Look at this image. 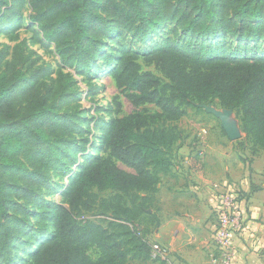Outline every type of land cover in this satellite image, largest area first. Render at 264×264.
<instances>
[{
	"label": "trees",
	"instance_id": "1",
	"mask_svg": "<svg viewBox=\"0 0 264 264\" xmlns=\"http://www.w3.org/2000/svg\"><path fill=\"white\" fill-rule=\"evenodd\" d=\"M25 5L29 23L53 45L64 68L88 76L99 58L114 62L116 89L127 92L134 107L153 105L157 112L94 122L99 145L87 150L89 139L77 138L86 110H63L73 97L72 77L52 93L43 91L37 84L50 69L23 43L16 45L0 70V264H146L147 236L158 226L147 211L183 140L172 124L187 109L200 112L216 103L234 113L255 151L264 149V55L249 58L241 50L201 44L223 34L244 46L264 42V0H0V31L20 24ZM169 24L187 42L154 43ZM122 33L149 47L108 56L104 42ZM114 105L119 113L120 104ZM156 120L162 126L153 127ZM58 167L70 176L60 201L44 203L50 171ZM94 210L110 218L108 227L84 218Z\"/></svg>",
	"mask_w": 264,
	"mask_h": 264
},
{
	"label": "crops",
	"instance_id": "2",
	"mask_svg": "<svg viewBox=\"0 0 264 264\" xmlns=\"http://www.w3.org/2000/svg\"><path fill=\"white\" fill-rule=\"evenodd\" d=\"M223 111L203 105L200 112L219 121L229 143L206 137V130L199 128L200 142L182 140L176 145L170 172L160 176L152 195L147 213L156 217L158 226L150 227L147 239L168 249L163 264H209L215 228L211 186L226 182L239 186L245 214L242 231L232 237L233 264H264V149L256 153L248 170L234 146L245 135L239 125L230 124ZM146 264L161 263L150 260Z\"/></svg>",
	"mask_w": 264,
	"mask_h": 264
},
{
	"label": "rangeland",
	"instance_id": "3",
	"mask_svg": "<svg viewBox=\"0 0 264 264\" xmlns=\"http://www.w3.org/2000/svg\"><path fill=\"white\" fill-rule=\"evenodd\" d=\"M29 14L30 10L27 5H25L21 10L19 17L20 24L11 25L0 31V52H2L3 55V58L0 61V70H4L6 64L12 60L14 47L23 43L22 46L25 51L34 52L39 57V64L50 69V74L43 77L37 84L43 91L47 90L50 93L54 92L69 74L72 78L68 80V85L73 97L69 103L65 105L63 110L67 112L86 110L87 122L83 124V133L77 135V138L80 142H85V138L89 139V143H87L85 147L87 150H92L91 143L94 144V148L99 145L98 139L101 133L99 129H93L94 122L97 121L98 125H103L113 118L123 117L133 112L146 111L150 114L157 112V109L153 105H144L137 108L134 107L125 97L127 92L116 89L114 80L111 77V72L114 70V62L111 63V61H104L102 58H99L88 76L85 73L80 75L76 74L72 69L64 68L60 63L53 45L47 44L42 39L37 28L29 23ZM159 40L187 42L186 40L184 41L183 36L175 29L173 24H169L163 28L157 34L153 42L157 43ZM104 43L108 50L106 53L108 56L118 49L131 52H141L149 47L147 44L140 45L136 43L127 33L118 34L111 40H106ZM198 44H200V42H198ZM201 44L222 47L227 53L234 50H241V52H245V55L249 58L264 55V42L257 41L254 43H248L244 46L235 38H230L225 34L220 35L212 41L201 42ZM142 70L150 71L164 81L162 76L153 68V66L147 67L142 64ZM114 102L120 104L119 113L115 112ZM205 107H211L220 111L222 110L216 103L205 105ZM186 112L185 117L172 124L175 129L181 132L184 141L193 140L200 142L198 129L204 128L206 130V137L212 135L216 139H222L229 143V140L224 136L217 119L204 115L202 112L198 113L190 109H187ZM223 113L228 116L230 124L236 128V125L238 124L234 113L230 111L225 112V110ZM152 126L160 127L162 126V123L160 120H156ZM166 126H171V124L167 123ZM234 146L236 149L238 147L237 154L241 155H238V158L247 165L248 170H251L250 165L254 161L253 157L256 156L258 151L260 153V150L255 151L251 142L244 139V137L240 141H237ZM252 149L255 151L253 155ZM93 154L101 155L102 152L94 150ZM77 158L81 159V155L79 154ZM117 166L120 169L129 171L119 163H117ZM69 176V174L63 173L62 167L52 169L50 171L51 185L49 191H43L42 202L58 203L60 201V194L63 190V186L67 183ZM108 195L109 193L99 194L100 197H106ZM84 218L98 222L104 228L108 227V222L111 221L108 217L100 216L96 210L85 214ZM137 228L140 231L143 229L142 225H139ZM89 255L92 259H96L98 256L97 251L94 249L89 251ZM128 264L142 263L130 260Z\"/></svg>",
	"mask_w": 264,
	"mask_h": 264
},
{
	"label": "built area",
	"instance_id": "4",
	"mask_svg": "<svg viewBox=\"0 0 264 264\" xmlns=\"http://www.w3.org/2000/svg\"><path fill=\"white\" fill-rule=\"evenodd\" d=\"M211 188L215 198L212 208L215 228L209 264H233L232 237L242 231L245 222V214L241 207V190L235 182L215 183ZM150 248L152 261L161 262L167 259L169 252L164 245L152 242Z\"/></svg>",
	"mask_w": 264,
	"mask_h": 264
},
{
	"label": "water",
	"instance_id": "5",
	"mask_svg": "<svg viewBox=\"0 0 264 264\" xmlns=\"http://www.w3.org/2000/svg\"><path fill=\"white\" fill-rule=\"evenodd\" d=\"M225 112H227V111L225 110ZM230 112H231V111H230ZM225 117H226V115H225ZM222 127H223L224 130L228 133V135L232 138V136H231V134H230V130H229V128L225 125V123L222 124Z\"/></svg>",
	"mask_w": 264,
	"mask_h": 264
}]
</instances>
